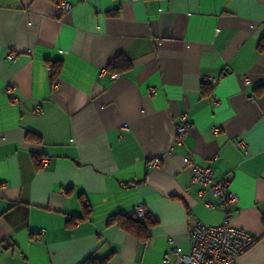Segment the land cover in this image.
<instances>
[{
  "label": "crops",
  "instance_id": "1",
  "mask_svg": "<svg viewBox=\"0 0 264 264\" xmlns=\"http://www.w3.org/2000/svg\"><path fill=\"white\" fill-rule=\"evenodd\" d=\"M66 1L0 0V264H179L225 219L187 157L240 199L237 264H264V0ZM139 206L146 241L109 225Z\"/></svg>",
  "mask_w": 264,
  "mask_h": 264
},
{
  "label": "built area",
  "instance_id": "2",
  "mask_svg": "<svg viewBox=\"0 0 264 264\" xmlns=\"http://www.w3.org/2000/svg\"><path fill=\"white\" fill-rule=\"evenodd\" d=\"M55 6L60 14H66L71 9V5L66 0H55ZM15 59V55L10 56ZM211 82V78H206ZM249 83V80L246 81ZM55 88L60 87V83H54ZM158 92L157 89L150 90L151 95ZM215 103L218 105L219 98L215 97ZM189 126L183 121L181 126L176 128L175 141L176 144H181L187 133ZM212 133L218 135L221 133L219 126L212 128ZM237 146L241 149L246 148V143L239 140ZM51 163L50 159L42 158V167H47ZM185 163L192 167V181L201 187L200 195H206V188H209L213 197L218 201V204L225 212L224 223L219 226L205 225L201 222H196L191 226L189 232L191 251L184 254L180 248H174L172 253L180 257L179 264H237L239 258L248 253L258 242V239L248 231L233 227L230 224V216L232 209L240 204V199L234 192L231 191V182L228 178L220 180L214 179V173L211 168H204L197 165L191 157L185 158ZM161 165V160L156 158L149 164V169L157 168ZM210 209H214L212 203L208 204ZM139 218H144L147 215L146 209L139 206L133 213ZM171 257L168 255L164 258L162 264H170Z\"/></svg>",
  "mask_w": 264,
  "mask_h": 264
},
{
  "label": "trees",
  "instance_id": "3",
  "mask_svg": "<svg viewBox=\"0 0 264 264\" xmlns=\"http://www.w3.org/2000/svg\"><path fill=\"white\" fill-rule=\"evenodd\" d=\"M117 64V62H113L110 64V68H113ZM60 71L59 69H55L54 66L52 67V73L55 77L56 74H58ZM85 215L88 216L90 214V207L89 205L85 206ZM146 220L144 222L143 220ZM118 225L121 227L124 231L127 233L146 241L149 238V230L152 226L156 224V221H153L151 218H149L148 215H146L144 218H139L137 215L132 214L129 216H117L114 218H111L109 220V225ZM82 264H110L109 258H100L96 255L89 256L86 260L83 261Z\"/></svg>",
  "mask_w": 264,
  "mask_h": 264
}]
</instances>
